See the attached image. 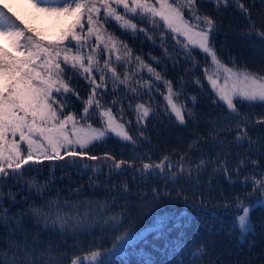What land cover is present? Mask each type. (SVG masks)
I'll list each match as a JSON object with an SVG mask.
<instances>
[{
	"label": "snow or ice",
	"instance_id": "obj_1",
	"mask_svg": "<svg viewBox=\"0 0 264 264\" xmlns=\"http://www.w3.org/2000/svg\"><path fill=\"white\" fill-rule=\"evenodd\" d=\"M23 3L31 10L26 16L0 2V264H130L133 255L140 256L137 264H157L140 247L148 235L136 225L165 201L202 200L206 191L235 210L230 232L242 239L254 232L252 213L264 210V70L226 66L215 46L224 25L212 13L231 8L242 16L245 37H255L253 46L259 41L264 54V0ZM114 27L143 34L161 54L150 52L146 62L109 31ZM169 65L178 79L167 78ZM73 80L87 85L86 96ZM187 83L206 93L209 110H198L199 97L187 95ZM189 125V136L168 144L172 132ZM111 137L132 154L86 151ZM154 137L164 145L155 146ZM45 162L65 173L90 170L87 187L103 186L102 202L72 200L87 194L84 185L72 184L61 199L52 170L40 179L35 166ZM129 170L131 181L114 182ZM225 186L232 191L226 194ZM169 224L167 215L155 220L152 239L162 243L153 251L167 257L170 249H191L179 264H225L208 239L181 243L179 237L173 248Z\"/></svg>",
	"mask_w": 264,
	"mask_h": 264
},
{
	"label": "trees",
	"instance_id": "obj_2",
	"mask_svg": "<svg viewBox=\"0 0 264 264\" xmlns=\"http://www.w3.org/2000/svg\"><path fill=\"white\" fill-rule=\"evenodd\" d=\"M0 2L7 3L12 7L13 11H17L21 16H26V13L31 10L28 9L23 0H0ZM247 2V0H246ZM209 11H211V6H206ZM120 11H123L120 9ZM218 22L223 23L224 27L217 33L215 37V46L218 50V55L225 62L226 66L232 67L233 62L236 64L237 68L247 67L250 71L259 72L264 70V54L259 51V41H256L255 47L253 46V40L247 39L244 35L245 32V20L242 16L238 15L231 8L226 12L215 13L213 12ZM253 16L259 21V14L256 9H253ZM115 22H113L114 24ZM37 26L42 29H48L49 24L46 21H38ZM109 31H114L115 34L123 41H125L129 47L134 51L135 55H141L146 62H151L149 53L152 55L159 56L161 54V49L152 45L150 42L146 41L141 34L140 38H135L132 34L123 33L118 27L110 28ZM159 43V41H157ZM171 47V44H169ZM233 58L234 61H233ZM201 64H203V54L199 57ZM155 66V65H154ZM185 66H181V73ZM163 68V65L157 67V71H160ZM198 71V74L202 76V73ZM146 78L148 73L146 70L142 73ZM167 78L169 79H178L177 72L171 70V65L167 69ZM80 91L81 95H87V85L80 80L77 83L76 80H73ZM186 87L189 89L187 95H198L199 105L198 110L207 111L211 108L210 100L207 99L206 93H201L196 88L194 84L187 83ZM163 88V85H161ZM75 101V97L72 98ZM157 100L162 102V97L157 96ZM190 103V101H189ZM76 108L73 110H79V101H75ZM252 111L259 113L262 110L259 108L252 109ZM95 126V121H93ZM134 123V121H133ZM154 123V122H153ZM151 127V124L149 125ZM191 125H189V130L178 129L171 134V140L168 142L169 145L177 143V138L181 136H189ZM120 142L115 137H111L107 144H96L95 147H90L86 151H91L97 155H101L103 151L108 150L113 152L117 157L123 156L124 158L129 157L131 152V146L127 148L121 147ZM153 144L157 147L164 145V141L161 140L160 144L157 145L155 137L153 138ZM146 150V149H142ZM58 164H63L64 161L56 162ZM82 163H92L90 161H83ZM35 167L41 168L40 179L43 181L44 177L48 174L49 170L54 172L56 182H54L55 189H63L61 193V199L69 193L68 185L72 184L73 188L78 187L79 185H84L86 190L85 195H72L71 199L76 200H100L102 202L104 197L103 186L98 189L88 188L89 176L92 175L91 171L88 169H81L78 171L76 168L69 170V173H65L61 168L54 167L51 162H45L43 165H37ZM105 174L107 169H103ZM81 176L83 177L81 179ZM63 178V182L60 183V179ZM101 180L106 179L105 176L100 177ZM124 179L131 181L132 176L129 170L127 177L121 176L119 180L114 182H121ZM7 191V189H5ZM225 193L231 192L230 187L225 186ZM55 192H53V196ZM221 205V200L217 192H212L209 194L207 191L204 192L202 200L197 198L195 200L189 196L187 203L183 199L178 201H165L158 208H154L151 213L146 217L142 218L139 223L136 225L142 231L148 235V244L141 245L146 252H151L153 259L157 264H163L165 260L175 261L176 264H179V261L186 258V255H190L191 249L188 254H182L180 251L173 253L171 249L167 257L164 256L162 251H153V246H159L162 242L155 241L152 239L151 229L154 225L155 220L159 216L167 215L170 217L169 227L172 228L170 233V238L172 240V247H176L177 239L183 237V242L191 243L192 240H203L208 239L213 242V245L217 249V254L222 257L225 261V264L229 260L235 264L238 260L242 264H247V261L252 260L253 264H264V210L257 208L252 213V223L254 225V232L249 233L247 238H240L238 231L230 232L229 225L233 221L234 209H225ZM119 211V209H117ZM232 213V214H230ZM97 237L103 239L100 236V233L97 232ZM91 239V237H89ZM110 246V245H108ZM139 255H133L130 257V264H137L139 260Z\"/></svg>",
	"mask_w": 264,
	"mask_h": 264
}]
</instances>
